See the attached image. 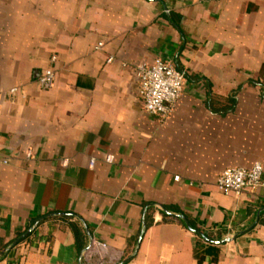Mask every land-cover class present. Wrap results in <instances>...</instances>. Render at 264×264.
<instances>
[{
    "label": "crops",
    "instance_id": "0c3cea01",
    "mask_svg": "<svg viewBox=\"0 0 264 264\" xmlns=\"http://www.w3.org/2000/svg\"><path fill=\"white\" fill-rule=\"evenodd\" d=\"M158 57L185 72L166 117L136 79ZM3 159L0 264H264V185H216L264 165V0H0Z\"/></svg>",
    "mask_w": 264,
    "mask_h": 264
},
{
    "label": "built area",
    "instance_id": "2783aa9c",
    "mask_svg": "<svg viewBox=\"0 0 264 264\" xmlns=\"http://www.w3.org/2000/svg\"><path fill=\"white\" fill-rule=\"evenodd\" d=\"M103 45L99 42L96 48ZM113 60L108 58V62ZM136 79L139 94L144 101L145 110L161 117L168 116L173 110L177 101L181 98L185 84V72L178 69L174 63L156 58L153 63H140L136 67ZM55 82V72L46 68L38 77V83L43 89L51 88ZM107 162L113 161V156L106 157ZM8 159L0 161L1 165L7 164ZM91 166H94L92 160ZM264 165L255 162L252 167H228L222 170L216 180L218 190L228 196L240 198L246 194H253L264 185ZM179 179V176H175ZM99 254L101 257H114V252L106 242L94 241L89 250L85 253L86 260L91 254Z\"/></svg>",
    "mask_w": 264,
    "mask_h": 264
},
{
    "label": "water",
    "instance_id": "95a60500",
    "mask_svg": "<svg viewBox=\"0 0 264 264\" xmlns=\"http://www.w3.org/2000/svg\"><path fill=\"white\" fill-rule=\"evenodd\" d=\"M257 222H258V220H256L255 221V223H254V226L257 224ZM188 224V223H187ZM145 227V226H144ZM189 227H190V225H189ZM191 228V227H190ZM192 229V228H191ZM251 229V228H250ZM144 230L145 229H143V231H142V233H141V235H140V238H139V242H138V246H137V248L139 247V244L141 243V240H142V237H143V234H144ZM193 230V229H192ZM224 241H226V240H223L222 242H224ZM90 246H91V242H90V244L87 246V248H85L84 249V251L82 252V255L87 251V249H89L90 248ZM135 254H136V252H135ZM134 253L131 255V256H129L126 260H124V261H122V262H120L119 264H124L125 262H127L128 260H130L131 258H132V256L133 255H135ZM82 258V257H81ZM80 264H82L81 263V261H80Z\"/></svg>",
    "mask_w": 264,
    "mask_h": 264
},
{
    "label": "trees",
    "instance_id": "16d2710c",
    "mask_svg": "<svg viewBox=\"0 0 264 264\" xmlns=\"http://www.w3.org/2000/svg\"><path fill=\"white\" fill-rule=\"evenodd\" d=\"M261 221H263V222H264V219H262V218H261ZM261 221H260V222H261Z\"/></svg>",
    "mask_w": 264,
    "mask_h": 264
}]
</instances>
